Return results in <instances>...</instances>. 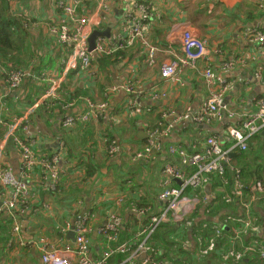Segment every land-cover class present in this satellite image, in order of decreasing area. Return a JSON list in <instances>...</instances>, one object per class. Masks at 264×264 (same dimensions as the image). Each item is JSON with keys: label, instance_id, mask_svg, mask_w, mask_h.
Returning a JSON list of instances; mask_svg holds the SVG:
<instances>
[{"label": "crops", "instance_id": "obj_1", "mask_svg": "<svg viewBox=\"0 0 264 264\" xmlns=\"http://www.w3.org/2000/svg\"><path fill=\"white\" fill-rule=\"evenodd\" d=\"M106 1L107 5H113L111 11L99 14L102 20L99 31H105L114 22L109 38L104 37L112 43L116 39L117 21L123 15L124 6L122 0ZM139 1L151 7L148 38L157 49L153 63L148 62L142 48L134 46L121 51L126 59L115 62L113 59L117 54L102 59L96 57L88 71H72L65 77L61 75V69L67 49L54 47L55 36L51 32V26L60 22L55 0L12 1L11 11L17 16L26 15L35 24L29 32L32 34L31 45H35L38 53L29 52L37 72L47 71V84L39 81L35 85L38 95L47 88V91L57 92V100L64 89L70 87L78 95H86L96 103L107 102L109 112L103 121L91 120L84 130L77 124L69 134H64L58 126L62 118L50 112L39 114L44 103L29 115L23 135L26 139L37 141L34 145L37 156H54L64 140L63 151L72 154H68L72 173L66 187L74 186L84 192L73 197L69 194L59 199L49 197L44 194L48 182L44 187L42 171L36 169L28 181L33 194L30 201L33 207L23 212L15 210L0 215V264H42L40 245L51 244L59 248L72 244V239L68 238L70 232L61 237L60 231L63 233L67 224H75L87 215L91 258L97 257V254L93 256L92 248L107 249L110 245L103 243L105 239L99 231L107 221L110 222L111 215L119 221L118 233H127V238L116 240V245L137 244L140 233L149 226L150 218L164 208L165 203L158 196L166 189L183 186V181L179 179H171L170 184L166 182L167 177L163 174L165 165L181 167L180 159L169 154L167 148L147 162L133 157L135 151L144 148L158 120L162 118L166 125L172 127L170 134L163 139V146H182L186 154L192 156L202 154L207 137L213 136L227 149L229 128L239 125L242 116L255 109L256 100L264 98V56L257 51V45L244 35L247 27L260 29L264 24V0ZM97 9L98 0L89 9L90 16L95 15ZM185 34H190L199 43L205 42V49L199 58L187 61L178 74L179 81H165L160 78V69L164 63L184 55ZM25 59L30 61L27 56ZM225 64L232 67L228 69ZM207 67L213 69L216 75L212 88H218L221 80L230 84L225 101L228 109L237 114L234 118L224 116L220 121L194 124L186 115H197L211 91L203 77ZM95 71L101 73L98 77L100 82L92 81L91 73L94 72L95 77ZM127 82L141 95L128 94L125 87L131 85ZM152 91L165 93L166 97L151 101L149 96ZM105 94H108L107 101ZM131 98L141 109L136 114L123 110ZM12 100L11 108L14 109L16 105ZM50 102L47 101V105ZM31 106L9 112L2 110L0 118L9 122L12 117L21 116L28 108L30 110ZM79 110V106L74 107L75 112ZM263 131L247 143L244 153L231 155L223 177L216 173L209 175L208 182L199 188L203 194L196 197L189 215L190 225L178 220L158 230V238L170 234L178 242L158 240L155 245L171 248V256H181L188 261L192 253L199 257L198 253L204 246L202 236L207 237L213 234L212 231L223 229L226 232L216 241L214 251L208 248L211 253L205 256L203 264L248 263L254 246L264 235ZM60 138L62 142H58ZM109 139L119 144L113 156L107 154ZM7 151L4 163L18 170V152L13 148ZM61 157L65 159V154ZM62 164L63 161H59V168H63ZM3 166L0 163V167ZM89 168L94 172L88 176L90 180L84 181V174ZM183 170L185 179L195 172L193 166ZM0 191L4 192L1 186ZM1 192L0 206L9 200ZM8 219L9 224L4 222ZM233 250L239 254L221 257L224 251ZM114 257L106 264H120L124 260L115 263Z\"/></svg>", "mask_w": 264, "mask_h": 264}, {"label": "built area", "instance_id": "obj_2", "mask_svg": "<svg viewBox=\"0 0 264 264\" xmlns=\"http://www.w3.org/2000/svg\"><path fill=\"white\" fill-rule=\"evenodd\" d=\"M83 1L90 0H70L59 3L58 9L61 10L64 16V24L51 28V32L55 36L56 42L63 48L67 49V54L62 61L61 75L70 74L72 71L80 70L88 71L91 64L96 57H112L119 52L138 46L142 48L147 54L149 63H153L157 49L152 45L148 38L151 21V7L146 2L139 0H122L123 2V15L118 20V30L112 43L106 41L104 37H97L95 40L94 49L89 51L88 39L94 30H99L102 20L99 18L101 12L111 11L113 3L107 5L106 0H98L97 13L90 16V13L81 14L78 8H82ZM92 1V0H91ZM97 0H94L96 3ZM102 1V2H101ZM244 35L251 42L257 45V51L264 56V24L260 29L247 27ZM205 49V42L199 43L190 34L183 36V56L164 63L160 69V78L163 80H178V74L182 68L187 65L188 60H196L200 57L202 51ZM196 50L195 53L193 51ZM120 58V57H118ZM120 61V60H118ZM8 75L4 82L7 86L5 94H12L21 86L25 79H31V83L38 84L43 81L47 84V71H40L37 73H25L22 71L13 70L11 65H7ZM226 68H231L232 65L225 64ZM94 72L91 73L93 78ZM206 85L211 88L208 97L203 102L197 115L188 116L194 124L211 123L220 121L224 116L234 118L237 113L228 109L225 95L230 89V84L226 80H221L218 88H212L216 79L213 69L207 67L203 72ZM130 84V82H127ZM131 85V84H130ZM130 95H141L132 85L125 87ZM136 89V90H135ZM113 88L110 89V92ZM55 91H41L38 95V100L26 110L20 117L14 116L9 122H4L0 118V124L5 127V132L0 140V163H3V168L0 167V186L4 189L1 192L2 196H8L9 200L5 201L0 206V215L2 212H12L19 210H27V204L30 203L32 192L29 188L28 181L36 169L42 171L41 181L47 183L50 189H55L61 176L65 173V169L59 168V161H63L61 157L64 144L54 156H37L34 145L36 140H22L17 136V132L29 120V115L39 104L53 101L58 97ZM5 94L0 95V106L6 98ZM14 95V94H13ZM107 101L108 94H105ZM165 93L159 91H152L149 99L151 101H158L165 98ZM53 98V99H52ZM48 99V100H47ZM82 99L80 111L75 112L71 107L73 103H59L63 105V110L68 112V115L62 119V127L65 133H70L76 127V120L83 124L89 123L91 120H96L101 117H108L109 104L107 102L96 103L90 98ZM65 103V104H64ZM126 113L136 114L140 112L137 103L133 98L128 100L123 109ZM0 111H2L0 109ZM75 113L71 116L69 113ZM25 127L23 129H25ZM171 126L167 125L166 129L162 132H153L148 135V139L144 148L140 151L134 152V159L142 160L144 162L154 159L155 156L162 151V146L159 143L160 139H164L171 132ZM264 130V98L256 100L255 109L242 116L240 124L235 127H230L227 132L226 139H228L227 149H224L216 137H207L205 141V151L202 154H194L189 156L186 154L185 149L182 147H170L169 154L179 158L181 167L165 165L163 174L167 177L166 182L170 184L171 179H179L183 181V186L178 189H166L159 196L158 199L165 203L163 210L154 214L150 218V224L146 230L140 233V240L137 244L124 243L118 245L115 250L105 251L104 257L100 260L94 261L90 256V241L89 229L87 228L88 215L77 221L75 224H67L66 230L63 234L72 232L74 240L72 244H67L63 247L56 248L54 245L46 244L40 245L41 263L42 264H106L107 261L115 254H121L125 258L120 264H150L147 253L150 248L154 246L150 240L160 227L169 223H180L190 225L189 215L196 203V197L203 194L199 191L203 184L208 182L209 175L218 174L223 177L226 173L229 158L233 153H244L247 150V143ZM8 148H13L19 154V167L18 170H13L6 166L4 158L7 154ZM119 148V144L113 140L107 148V154L113 156ZM65 152V151H64ZM193 166L195 172L185 179L184 167ZM47 187V186H46ZM187 188L191 190L188 191ZM183 215V216H182ZM182 216V217H181ZM119 228V221L115 215L110 216V222L99 231V235L105 237L108 241H113L117 236ZM221 236L218 230L213 231L212 239L206 246V249L199 254L200 257H205L209 250L214 251L216 248V240ZM264 258V252H261ZM231 254L237 256V251H224L221 257Z\"/></svg>", "mask_w": 264, "mask_h": 264}, {"label": "trees", "instance_id": "obj_3", "mask_svg": "<svg viewBox=\"0 0 264 264\" xmlns=\"http://www.w3.org/2000/svg\"><path fill=\"white\" fill-rule=\"evenodd\" d=\"M12 1L17 2L18 0H0V89H1V94H5L4 92L6 91L7 86L5 85V81L7 79V75H8V67L7 65H11L13 70H17V71H22L25 73H37L36 67L34 66V62L33 61V56L30 54L29 51L30 50V46H31V40H32V34L31 32H29V29L31 26L34 27L35 24H33V21H29L28 17L26 15H20L17 16L15 15V13L13 11H11V3ZM20 1H24V0H20ZM65 0H55V8L58 11V19L60 20L59 24L55 25V26H61L63 25L64 22V16L61 13V10L58 9L57 7L59 6V3H62ZM94 4V0H90V1H83L82 4V8H78V11L81 14H87L89 13V9H91L93 7ZM55 26H51L55 27ZM56 46H54L55 48H61V46L56 42V40L54 39ZM28 52V53H27ZM11 53H23L25 56L19 60H15L11 57ZM26 56L27 58L30 59L29 62L26 61ZM107 56H101L99 57V59L105 58ZM120 57V58H118ZM108 58V57H107ZM122 59H126V56L124 55V53L119 52L116 57L113 59L115 62H118V60H122ZM96 76L92 78V81L95 82H100V79H98L99 76H101V73L98 71H95ZM2 84V86H1ZM35 85L33 84L31 86V79H25L23 81V83L21 84V86L15 91V93L9 94L8 93L5 94L6 98L3 102V106H0L1 110H5L6 112L9 111H13V110H17L19 107H25V106H31L32 104L35 103L36 99L38 98V92L37 89H35ZM4 87V89H3ZM8 89V88H7ZM0 94V95H1ZM16 97H14V95ZM61 97L55 101L50 102L49 105H47V102L44 103L43 107H41V111L39 114H48L49 112L51 114H56L58 118H62L64 119L67 116H69L66 111H63V105L59 104L62 102L65 103H73L75 106H81L82 105V99L80 98H87L88 96L86 95H78L74 89L68 87L65 88L63 91V94L60 95ZM11 98H13L12 102L13 104L16 105V108L12 109V103L10 102ZM64 103V104H65ZM74 106V107H75ZM74 107H71V110H74ZM55 110H57L56 112H54ZM80 111V110H79ZM78 111V112H79ZM71 116L75 115V113L71 112L69 113ZM105 119V117H101L96 119L95 121H99L101 122V120L103 121ZM75 122L76 125H80V129L84 130L88 128V123L87 124H83L81 123L79 120H76ZM62 121L60 122V125L58 124V126L60 128H62V130L64 129L61 125ZM86 126V127H85ZM166 124L164 123V120L161 118L158 120L157 125L153 128L152 133L153 132H162L166 129ZM25 127V125L23 127H21L19 129V131L16 133L17 136H19L22 140H26V138L24 137L23 133L24 130L23 129ZM172 130V128H171ZM5 132V127L0 124V140L2 139L3 135ZM64 134H68L65 133L63 131ZM61 141V138L59 139L58 142ZM62 142V141H61ZM113 142V139H109L107 146L108 147L110 145V143ZM65 141L63 140L64 144ZM159 143L162 146V149L167 148V150L174 146V147H178L175 145H167V146H163V139L159 140ZM179 146H181L180 144H178ZM182 147V146H181ZM169 152V151H168ZM65 154V159H63V169H65V173L61 176L60 180L58 181L56 188L55 189H50L49 186L45 187V184L42 183L45 187L44 190V194L49 197H52L54 199H59L61 196H65L66 194H69L71 197L73 196H78L79 194H83V190L82 189H78L77 187H66L67 184V180L69 181V178L71 176L72 171H70V164L72 165V162L70 161L69 156H72V154L69 152H62V155ZM159 154V153H158ZM157 154V155H158ZM61 155V156H62ZM67 156V157H66ZM50 158V157H48ZM82 165V164H81ZM92 169L89 168L88 171L86 172V174H84V181H88L90 180L88 176H91V174L94 172H91ZM188 191H190V188H187ZM59 191V192H58ZM34 204L32 203H28L27 204V208L31 209L33 207ZM9 220V221H8ZM4 222H6L7 224H9L10 219H8ZM89 222V220L87 221V223ZM86 223V225H87ZM87 228L89 229V227L87 226ZM162 228V227H160ZM159 228V229H160ZM158 229V230H159ZM156 231L154 234L151 235L150 240L153 242L154 246L152 248H150L148 250L147 253V257L149 260L150 264H203L206 260V257H197L195 253H192L191 258L188 259V261L185 259L183 260L181 256H171L170 253L171 248H164L162 246L155 245V243H158L159 241H162L164 243L169 241L172 242H178V240H175L171 238L170 234L167 235V237L162 238L159 237L158 238V233L159 231ZM222 230V231H221ZM218 230V232L221 233V236L224 232H226L225 230L223 231V229ZM11 232V230H10ZM9 232V233H10ZM213 232V231H212ZM61 237H63V233L60 231ZM176 234V233H175ZM204 234V233H203ZM102 237V235H100ZM133 236V235H132ZM221 236L216 240L218 242V240L221 238ZM105 240H103V243H106L108 240L103 237ZM127 238V233L125 231L123 232H119L118 235L115 237V239L113 241L108 242L107 244H110L108 246L107 249H99V248H92V252H93V256L97 257L96 258H91L94 261L100 260L101 258L104 257V252L110 251V250H115L117 245L116 243L118 241H122L125 240ZM132 239V237H131ZM127 240V241H131ZM212 239V235L207 237L202 236V243L204 244V246L200 249L198 254H201L205 249L206 246L210 243V240ZM117 240V242H116ZM116 242V243H115ZM155 242V243H154ZM255 249L253 251V254L251 257H249L248 259V263L245 264H264V258H262L261 256V252H264V235L263 238L261 239V241H257L256 246H254ZM90 251V256H91V250ZM99 251V252H98ZM115 256L113 258V261L115 263H117L118 261L120 262V260H123L124 257L120 256L119 254L113 255ZM112 256V257H113ZM179 260V261H178ZM134 264H138V262H135Z\"/></svg>", "mask_w": 264, "mask_h": 264}, {"label": "water", "instance_id": "obj_4", "mask_svg": "<svg viewBox=\"0 0 264 264\" xmlns=\"http://www.w3.org/2000/svg\"><path fill=\"white\" fill-rule=\"evenodd\" d=\"M116 21V20H115ZM118 22V21H117ZM114 26V22L113 24H110L106 29L105 31H93V33L90 35L89 39H88V46H89V51H92L94 49V45H95V40L97 39V37H106V38H109L110 36V32H111V29L113 28ZM264 135V131H263V134ZM68 238L69 239H72V241L74 240V235L73 233H69L68 234Z\"/></svg>", "mask_w": 264, "mask_h": 264}, {"label": "rangeland", "instance_id": "obj_5", "mask_svg": "<svg viewBox=\"0 0 264 264\" xmlns=\"http://www.w3.org/2000/svg\"><path fill=\"white\" fill-rule=\"evenodd\" d=\"M30 50L31 51H36V53H38V51L36 50V47H35V45H31V48H30ZM28 53V52H27ZM25 55L22 53H11V57L13 58V59H15V60H19V59H21V58H23ZM20 117V116H19ZM42 221H44V220H42Z\"/></svg>", "mask_w": 264, "mask_h": 264}, {"label": "clouds", "instance_id": "obj_6", "mask_svg": "<svg viewBox=\"0 0 264 264\" xmlns=\"http://www.w3.org/2000/svg\"><path fill=\"white\" fill-rule=\"evenodd\" d=\"M65 1H68V2H69L70 0H65ZM94 31H95V30H94ZM96 31H99V30H96ZM92 33H93V32H92Z\"/></svg>", "mask_w": 264, "mask_h": 264}]
</instances>
